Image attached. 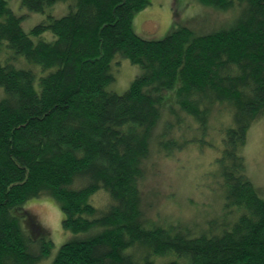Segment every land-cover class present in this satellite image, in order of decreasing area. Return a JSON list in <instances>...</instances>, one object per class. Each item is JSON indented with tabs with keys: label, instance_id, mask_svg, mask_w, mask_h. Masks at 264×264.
<instances>
[{
	"label": "trees",
	"instance_id": "trees-1",
	"mask_svg": "<svg viewBox=\"0 0 264 264\" xmlns=\"http://www.w3.org/2000/svg\"><path fill=\"white\" fill-rule=\"evenodd\" d=\"M60 1L70 2L68 14L48 13L26 32L24 16L0 0V264L35 263L30 248L38 240L40 257L54 246L25 210L42 194L57 200L63 227L78 235L51 264H264V199L242 154L251 124L264 117V0H198L240 7L241 15L227 30L199 35L183 26L158 40L133 28L135 13L150 0L21 5L46 13ZM47 31L53 41L35 42ZM117 55L144 70L123 94L106 89ZM164 104L185 114L177 123L191 128L194 120L204 130L231 111L234 124L223 131L218 162L227 207L237 212L221 233L192 237L180 226L146 223L145 160L157 144L167 154L183 148L167 137L172 125ZM97 194L107 197L101 205Z\"/></svg>",
	"mask_w": 264,
	"mask_h": 264
},
{
	"label": "rangeland",
	"instance_id": "rangeland-1",
	"mask_svg": "<svg viewBox=\"0 0 264 264\" xmlns=\"http://www.w3.org/2000/svg\"><path fill=\"white\" fill-rule=\"evenodd\" d=\"M6 1L15 14L24 16L22 27L26 32L43 22L48 13L60 18L70 11V2L64 1L49 7L46 13L26 10L21 5V0ZM240 12V7L223 10L204 5L198 0H150L149 5L135 13L133 28L141 37L155 40L162 39L183 26L199 35L211 34L232 28L240 17ZM2 20L0 16V22ZM54 39L55 35L50 31L34 38L35 42H51ZM25 63L24 68H37L32 63ZM112 74L114 81L106 89L123 94L137 77L144 74V70L129 59L117 55L112 63ZM171 92L168 91V94ZM168 111L164 104V120L168 115L172 125L167 137L181 143L183 148L177 147L167 154L166 147L157 144L152 156L145 160L140 189L141 209L146 223L149 227L180 226L183 230H189L192 237L211 231L221 233L226 225L230 226L234 222L237 212L235 208L227 207L226 187L222 179L224 165L218 162L225 147L223 131L225 127L234 124L231 111L223 110L218 116L212 117L205 130L194 120L190 121L191 128L177 123L178 116L185 114ZM161 125L162 123L160 127ZM242 154L246 174L264 199V117L251 124ZM94 199L95 203L101 205L107 197L97 194ZM25 210L28 217L47 236L42 235L49 237L54 243L49 254L40 257L41 242L38 237V241L30 248L33 255L39 256L33 264H51L61 245L78 235L63 227L64 216L60 205L49 194L29 200ZM24 226L32 231L29 219H26Z\"/></svg>",
	"mask_w": 264,
	"mask_h": 264
}]
</instances>
